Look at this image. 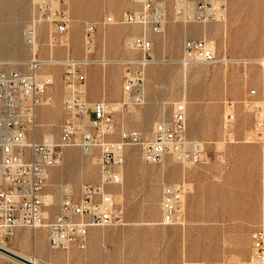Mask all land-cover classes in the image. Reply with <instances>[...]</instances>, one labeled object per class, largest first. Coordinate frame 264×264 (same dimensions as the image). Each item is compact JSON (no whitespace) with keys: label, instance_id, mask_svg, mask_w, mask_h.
Returning <instances> with one entry per match:
<instances>
[{"label":"built area","instance_id":"built-area-1","mask_svg":"<svg viewBox=\"0 0 264 264\" xmlns=\"http://www.w3.org/2000/svg\"><path fill=\"white\" fill-rule=\"evenodd\" d=\"M32 3V14L23 29L24 42L30 49L23 61L25 69L4 68L0 64V246L16 229L43 227L50 248L84 249L90 227L125 224L123 200L118 198L115 188L123 184L121 167L127 146L140 145L142 160L151 164H163L170 157L189 167L207 163L212 156L205 142L187 135V101L183 97L173 103L169 117L155 122L148 138L125 128L113 138L118 130L116 114L144 102V68L155 62L151 53L153 44L146 31L163 29L166 18L161 1L143 0L138 11L125 10L119 16L105 15L98 23L86 22L81 57L69 54L68 0H32ZM223 6L224 0H173L174 15L183 23L213 20ZM115 23L142 25V34L128 39L129 46L139 50L141 57L123 61L125 73L118 100H90L86 67L94 62L91 54L97 25ZM42 28L47 30L49 47L66 49L62 58L54 53L47 57L62 66L63 118L56 139L36 135L39 107L47 103L54 76L53 72L39 71L45 61L39 51ZM226 60L229 59L218 56L214 43L203 36L183 39L177 61L186 66ZM244 103L254 115V132L261 134L264 88L257 101ZM228 115L227 126L231 121ZM67 147H77L85 153L97 148L100 177L97 182H81L75 189L61 181L59 200L51 213L55 204L46 192V182L50 169L63 163ZM188 190L183 182L162 185L161 224L182 222V202ZM261 193V221L251 233V253L243 264H264V185Z\"/></svg>","mask_w":264,"mask_h":264},{"label":"rangeland","instance_id":"rangeland-1","mask_svg":"<svg viewBox=\"0 0 264 264\" xmlns=\"http://www.w3.org/2000/svg\"><path fill=\"white\" fill-rule=\"evenodd\" d=\"M142 1L68 0L71 17L69 54L74 57L83 55L86 22L98 23L105 15L119 16L125 10L138 11L142 7ZM157 1H161L165 7L166 22L159 32L151 29L146 31V36L153 44L151 53L155 62L144 68V102L116 114L118 130L113 138L118 137L121 128L136 131L143 138H148L155 122L171 115L173 103L183 97L182 93L185 89L188 105H201L208 124L214 127L218 123V126L220 128L222 126L227 134L229 126L226 120L230 114L229 123L233 121L236 130L246 132L245 135L255 136L261 141L262 147L256 148L249 159L261 169L262 189L264 185V129L261 134L254 132L252 129L253 113L244 102L257 101L264 88V64L256 62L264 59V46H262L264 43V0H224V20L213 19L206 24L204 22L183 23L174 15L173 0ZM32 9V0H0V64L4 68L25 69L23 61L28 58L30 49L24 42L23 29L30 19ZM97 28L91 54L94 62L86 67L88 98L93 92H103L100 83L104 85L106 82V91L110 92L118 83L122 87L125 73L123 61L137 60L141 57L139 50L132 49L126 43L128 39L142 34V25L98 24ZM203 36L214 43L218 56L229 60L215 63L196 62L186 66L180 64L177 60L181 54L183 39ZM47 42V30L42 28L39 34V51L45 61L39 71L53 72L54 76L53 83L47 92L50 103L39 107L36 135L41 137L51 134L56 139L59 136L60 123L63 118L62 66L57 61H49L47 57L54 53L55 57L62 58L66 49L52 47L51 52ZM238 43L251 45L247 47L250 53H240ZM103 59L106 60L104 64H102ZM148 94L155 99L159 96L161 98L157 99L156 103H152L148 101ZM231 136V134L228 135L229 138H232ZM208 153H210L209 150ZM213 158L212 156L209 162ZM237 158H242L240 153ZM121 168L123 184L116 187L115 191L119 194L118 198L123 200V207L125 208V193L134 191L139 195L143 194V198L131 208L140 206L148 215L156 216L159 213L157 193L162 183L176 182L177 180L174 181V179L178 177L184 178L188 167L182 166L170 157L163 164L147 163L142 160L140 145H129L124 151V162ZM172 176L175 178L171 180ZM99 177L97 148L90 154H83L77 147L65 148L63 163L50 169L46 182V192L54 195L55 205L51 213L55 210L59 200L58 185L61 181L75 189L79 183L97 182ZM54 190L57 193H54ZM210 234L211 232L202 229L196 231L195 242L192 248L185 249L184 260L206 262L204 260L216 258L214 254L216 249L212 247L218 245V241L215 240L214 245H211ZM4 245L6 249L26 258L36 257L41 264H68L65 255H59V253L64 254L66 250L49 247L43 227L16 229L5 240ZM187 253L190 258H187ZM238 258L241 260L239 264L246 261L243 260L245 258ZM0 264L22 263L0 252Z\"/></svg>","mask_w":264,"mask_h":264},{"label":"crops","instance_id":"crops-1","mask_svg":"<svg viewBox=\"0 0 264 264\" xmlns=\"http://www.w3.org/2000/svg\"><path fill=\"white\" fill-rule=\"evenodd\" d=\"M237 46L240 53H250L247 47L251 45L238 43ZM100 84L103 92H93L89 99H119L121 84L114 85L111 92L106 91V82ZM182 94L187 101L185 89ZM157 99L148 94V101L156 103ZM232 125L233 121L225 134L218 123L214 127L208 124L201 105L187 102V135L205 142L214 158L207 164L189 166L184 178L171 177L189 188L182 202L181 223H160L161 187L174 182L162 183L157 193L159 213L156 216L148 215L140 206L131 208L140 202L143 194L129 191L124 197L125 224L90 227L84 249L72 247L59 255H65L68 264H182L184 261L239 264L238 257L247 260L251 253V233L259 227L262 215V172L249 157L262 146L258 138L245 135L246 132ZM230 134L232 138L228 137ZM239 153L240 159L237 158ZM201 229L211 232V245L218 241V245L212 247L217 257L204 260L206 262L184 260L185 249L192 248L196 231ZM50 255L53 257L52 253Z\"/></svg>","mask_w":264,"mask_h":264},{"label":"bare ground","instance_id":"bare-ground-1","mask_svg":"<svg viewBox=\"0 0 264 264\" xmlns=\"http://www.w3.org/2000/svg\"><path fill=\"white\" fill-rule=\"evenodd\" d=\"M221 12L219 13V15H217L216 17H215V19L214 20H219V21H223L224 20V14H223V11H224V8H222L221 10H220ZM210 21H213V20H206L204 23H207V22H210ZM127 45H129V43H128V41H127V43H126ZM48 45H49V43H48ZM51 48V52H52V47H50ZM68 49H69V46H68ZM47 62H49V61H47ZM256 62H259V63H262V64H264V60H262V59H259V60H257ZM104 63H106V60H104L103 59V61H102V64H104ZM50 103V99L48 98V100H47V103H45V104H49ZM45 104H43V105H45ZM42 106V105H41ZM44 137H47V138H53V136L51 135V134H48V135H43ZM82 152V151H81ZM92 152V150L91 151H89V152H82L83 154H90ZM98 152H99V150H98ZM49 198L50 199H54V196H53V194H51V193H49ZM15 232V231H14ZM5 242H3L2 244H1V247H3V248H7L5 245ZM1 252V251H0ZM3 252H1V254H2ZM5 254V253H4ZM28 259H30V260H32L33 262H36V263H39V264H41L39 261H38V259L36 258V257H28ZM19 261V260H18ZM20 263H22V264H25L24 262H21L20 261Z\"/></svg>","mask_w":264,"mask_h":264},{"label":"water","instance_id":"water-1","mask_svg":"<svg viewBox=\"0 0 264 264\" xmlns=\"http://www.w3.org/2000/svg\"><path fill=\"white\" fill-rule=\"evenodd\" d=\"M0 251L5 253L6 255L16 259V260H19L21 262H24L25 264H39V263H36V262H33L32 260L18 254V253H15L9 249H6V248H3L0 246Z\"/></svg>","mask_w":264,"mask_h":264}]
</instances>
